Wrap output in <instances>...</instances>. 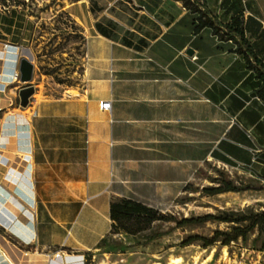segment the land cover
Returning a JSON list of instances; mask_svg holds the SVG:
<instances>
[{"label": "crops", "instance_id": "1", "mask_svg": "<svg viewBox=\"0 0 264 264\" xmlns=\"http://www.w3.org/2000/svg\"><path fill=\"white\" fill-rule=\"evenodd\" d=\"M198 2L219 34L198 28L176 0L55 7L84 38L85 83L77 95L34 101L28 115L14 114L19 123L0 128L6 264H86L112 235V201L173 214L180 198L206 187L212 168L264 184V0ZM3 14L13 18L0 8V27ZM2 35L1 126L22 59L18 47L2 52L16 45Z\"/></svg>", "mask_w": 264, "mask_h": 264}, {"label": "rangeland", "instance_id": "2", "mask_svg": "<svg viewBox=\"0 0 264 264\" xmlns=\"http://www.w3.org/2000/svg\"><path fill=\"white\" fill-rule=\"evenodd\" d=\"M73 1L0 0L2 11H11L13 17L3 14L2 22L6 26L0 27L4 34L1 38L16 43L6 44L18 47L19 58H26L33 63L34 74L30 85L35 88L29 105L20 107L18 92L27 84L14 82L12 70V86L8 90V97L3 94L7 100V109L4 111H9L8 117H11L4 121L3 126L0 122V128L4 131L21 121L14 119V114L25 111L24 114L28 115L29 107L34 101L38 103L48 97L77 95L78 90L84 86V38L67 13L54 12L55 7L62 2L68 4ZM11 6L17 8H10ZM25 15L33 17L27 20ZM10 101L13 102L12 105ZM2 116L3 112H0V118ZM215 178L231 180L244 191L210 197L202 194L199 187L194 188L199 191L190 198H180L178 207L171 215L181 220L233 212L238 215V219H249L252 215L264 212V184L239 175L232 178L216 168H212L211 176L203 184L206 187L213 186L211 181ZM241 224L243 223L209 221L177 227L175 222H155L149 230L135 236L112 233L98 245L96 251L86 256V264H264V252L259 250L260 241H255L258 237L257 230L248 235L247 241L240 237L230 246L223 247L221 242H217L204 248L200 239H211L216 232L232 235L234 229L241 227ZM194 237H198V240L188 244L189 239ZM8 246L10 247L9 244ZM0 264H6L1 256Z\"/></svg>", "mask_w": 264, "mask_h": 264}, {"label": "trees", "instance_id": "3", "mask_svg": "<svg viewBox=\"0 0 264 264\" xmlns=\"http://www.w3.org/2000/svg\"><path fill=\"white\" fill-rule=\"evenodd\" d=\"M176 1L181 2L186 9L197 15V20L199 22L198 28L209 26L214 28L216 34H219V30L215 26V23L213 22V20L208 18L207 14L204 11H202L201 5L198 0ZM226 29H228L229 31L231 27L227 26ZM244 48L242 47V52L244 51ZM258 78L262 82L259 88V93L261 94L264 90V73L260 72L258 74ZM211 182L213 186L201 189L200 191L202 194L211 197L229 192L238 193L244 191V189L237 187L231 180H219L218 178H215ZM198 191L199 190H195V192ZM237 216L238 215L233 212H224L220 215L208 214L196 218H183L179 220L171 214H163L153 208L147 207L132 200L117 199L112 201L110 206V218L114 223L112 233L114 234L123 233L135 236L149 230L152 224L155 222H175L177 227L202 224L209 221L235 224L242 222L243 224H241V227L235 228L234 234L232 235H224V233L216 232L211 239H200L203 241L204 248L213 246L217 242H221V245L223 247L230 246L232 242L238 241L240 237L243 241H247L248 235L257 230L258 237L255 239V241H260L259 250L264 252V212L252 215L249 217V219H247V217H241L240 219H238ZM223 235L225 237L221 239ZM195 240H198V237L189 239L188 244Z\"/></svg>", "mask_w": 264, "mask_h": 264}, {"label": "water", "instance_id": "4", "mask_svg": "<svg viewBox=\"0 0 264 264\" xmlns=\"http://www.w3.org/2000/svg\"><path fill=\"white\" fill-rule=\"evenodd\" d=\"M20 73V82L27 84V86L21 88L18 92L20 107L25 108L29 105L30 99L35 93V88L30 85L34 74V65L28 59L22 58L18 67Z\"/></svg>", "mask_w": 264, "mask_h": 264}, {"label": "built area", "instance_id": "5", "mask_svg": "<svg viewBox=\"0 0 264 264\" xmlns=\"http://www.w3.org/2000/svg\"><path fill=\"white\" fill-rule=\"evenodd\" d=\"M9 44H4L2 46V52L5 53V51H7V49L9 48ZM12 78L14 80V82L16 83H21L20 82V73H19V70L18 69H15L14 72H13V75H12ZM12 101H10V104L12 105ZM101 109L103 111H110L111 110V102L110 101H105V102H102L101 103ZM60 256V253H55L54 254V257H59Z\"/></svg>", "mask_w": 264, "mask_h": 264}, {"label": "bare ground", "instance_id": "6", "mask_svg": "<svg viewBox=\"0 0 264 264\" xmlns=\"http://www.w3.org/2000/svg\"><path fill=\"white\" fill-rule=\"evenodd\" d=\"M177 263H179V260L177 261ZM181 263V262H180Z\"/></svg>", "mask_w": 264, "mask_h": 264}]
</instances>
